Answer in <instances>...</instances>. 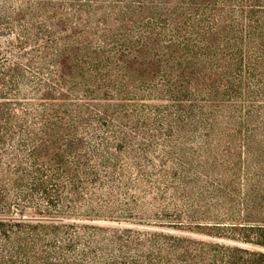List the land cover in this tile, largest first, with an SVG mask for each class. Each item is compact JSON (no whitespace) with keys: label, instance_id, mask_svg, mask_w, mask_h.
<instances>
[{"label":"trees","instance_id":"obj_1","mask_svg":"<svg viewBox=\"0 0 264 264\" xmlns=\"http://www.w3.org/2000/svg\"><path fill=\"white\" fill-rule=\"evenodd\" d=\"M0 264H264V0H0Z\"/></svg>","mask_w":264,"mask_h":264},{"label":"rangeland","instance_id":"obj_2","mask_svg":"<svg viewBox=\"0 0 264 264\" xmlns=\"http://www.w3.org/2000/svg\"><path fill=\"white\" fill-rule=\"evenodd\" d=\"M102 222H103V221H102ZM102 222H101V223H102ZM103 223H108V222H103Z\"/></svg>","mask_w":264,"mask_h":264}]
</instances>
